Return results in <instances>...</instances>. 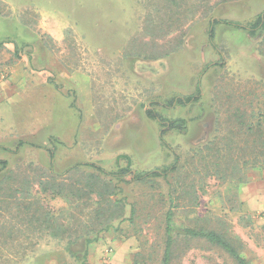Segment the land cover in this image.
<instances>
[{"label":"rangeland","instance_id":"1","mask_svg":"<svg viewBox=\"0 0 264 264\" xmlns=\"http://www.w3.org/2000/svg\"><path fill=\"white\" fill-rule=\"evenodd\" d=\"M263 13L264 0H0L8 84L0 88V180L11 172L12 184L24 186L28 177L32 200L45 196L58 226L74 234L117 217L85 260L86 243L72 246L78 261L66 239L42 237L22 264H162L170 208L178 225L220 231L250 264H264V167L252 166L247 142L255 137L249 126L264 122V28L249 32ZM199 90L198 101L178 102ZM149 109L185 127L161 134ZM176 155L169 178L129 181L173 165ZM78 163L131 171L115 178L83 164L67 172ZM49 171L76 186L100 175L115 193L99 200L96 186L70 206L42 193ZM250 174L262 193L253 206L242 194ZM24 201L11 203V225L29 219L16 212ZM44 202L33 209L44 212ZM6 218L0 213L3 229ZM172 264L237 263L204 238L177 234Z\"/></svg>","mask_w":264,"mask_h":264},{"label":"trees","instance_id":"2","mask_svg":"<svg viewBox=\"0 0 264 264\" xmlns=\"http://www.w3.org/2000/svg\"><path fill=\"white\" fill-rule=\"evenodd\" d=\"M168 13L169 10L166 11V14ZM172 26L173 23L170 22L168 24V27L171 28ZM261 28H264V13L259 16L255 25L249 29V32L251 35L254 36L257 30ZM161 29H163V27H161ZM200 94L201 90H199L198 94L196 95H190L186 98H179L178 102L185 105L193 103L201 98ZM173 103L174 102L170 104L172 105ZM148 113L150 117L156 118L160 121L161 125L163 126L161 134L165 133V131L170 129L184 128L187 122L185 119L166 120L159 113H156L152 109H149ZM179 121L181 123H179ZM249 129L252 133L255 134V137L252 141V145L249 140L247 141L248 145L250 146L249 157L251 162L253 163L252 166L264 167V122L259 120L255 124L252 123L249 126ZM51 157H54L53 151L51 152ZM179 159L180 156L176 155L175 163L171 166H165L163 169L155 168L146 173L137 175L136 177L135 174L132 173V177L129 181L139 180L151 176L164 177L165 179H167L170 177L171 173L177 172L179 170ZM0 163H2V165L5 167L7 161L1 160ZM83 164L93 166L98 170V172L115 178H121L122 176H126V174L131 171L129 169H126L123 170V173H112L108 172L104 167L96 163H78L77 165L70 167L67 172L73 171ZM13 175L14 173L11 174L10 172V174L4 176L0 180V202L3 204L2 206H0V213L2 214L3 212H5L8 214V218L5 219V223L7 224V226L4 227L6 228L3 229L2 225H0V233L2 232V234H0V240L2 241V243H5L0 245V257H5V262H2L0 264H22L23 261H25L27 258H30L34 254L38 243L37 241H39V239L42 237L47 239H57L59 237L62 240L66 239V253L70 257L78 261L80 260V257L78 255V252H74L72 246L73 244H79L81 242L86 243V249L83 250V256L85 260L87 257L88 244L93 241H97L99 233L104 230V228L107 229V226L111 220L117 218L111 215V217H108L107 221L104 222L105 224L101 229H95L94 231H83L74 234L73 231H67L70 228L64 227L63 225L62 227L58 226L57 220L59 218V212H55L53 209L49 208V204H46L47 206L45 205L44 200H47L45 196L44 200L41 199L35 202L32 200L33 195L30 192L31 184L29 179H27L28 177L23 182H21L24 186H15L11 182ZM63 176H65V174L59 175L52 171H49V173L46 174V172H44V178L38 182L42 193H44V195L48 194L51 197L62 196L68 200L70 206L71 204H73L70 198H81L82 196L87 194H89V198H91L93 192L97 190L96 186L101 187L103 189V191H99V200L103 199L104 201H106L107 195H112L115 193L114 186H112L111 181H105L104 183H102V177L100 175H89L90 181L86 182L85 185L82 186H76L75 182L73 181H69L68 183H66L67 181L61 179ZM173 191L171 190L170 194L173 195ZM20 198L25 199V201L22 202V207H18V210H16V212L18 216H24L23 213L29 215V219H27L26 222L19 223L18 225H11L12 223H9L10 218H14L15 216H10V212L12 210L11 203ZM42 202H44V212L41 209H33L32 205L34 204L41 205V207L43 208ZM70 212L71 210L67 211V216L71 214ZM61 213L62 215L64 214L63 211ZM37 224H39L40 226L44 225L42 231L34 232L31 230V227H36ZM177 234H181L190 238H204L210 243H214L221 247L230 255V257L237 264H250L249 261L241 254L240 250L237 248L234 242L228 239L220 231L208 230L201 227L196 228L178 225L175 220V211L172 208H170L166 212L165 216V248L162 256V264H172L173 249L175 247ZM35 239L37 240L34 242ZM24 243L27 244L23 245ZM35 264L40 263L35 262Z\"/></svg>","mask_w":264,"mask_h":264},{"label":"crops","instance_id":"3","mask_svg":"<svg viewBox=\"0 0 264 264\" xmlns=\"http://www.w3.org/2000/svg\"><path fill=\"white\" fill-rule=\"evenodd\" d=\"M7 83L5 81L1 80V76H0V88H6L7 87ZM254 178V179H253ZM256 175H251L250 174V180L248 182V184H245L243 186V191L242 194L244 195V197H246V199L248 200V202L253 206L254 203L258 200V198L261 197V192H259L258 190V186L259 183L256 181L257 178ZM262 179V177H260ZM252 180H254V182H252Z\"/></svg>","mask_w":264,"mask_h":264},{"label":"flooded vegetation","instance_id":"4","mask_svg":"<svg viewBox=\"0 0 264 264\" xmlns=\"http://www.w3.org/2000/svg\"><path fill=\"white\" fill-rule=\"evenodd\" d=\"M253 36V35H252Z\"/></svg>","mask_w":264,"mask_h":264}]
</instances>
